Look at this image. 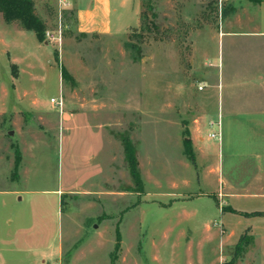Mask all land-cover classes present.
I'll return each instance as SVG.
<instances>
[{
    "label": "rangeland",
    "instance_id": "1",
    "mask_svg": "<svg viewBox=\"0 0 264 264\" xmlns=\"http://www.w3.org/2000/svg\"><path fill=\"white\" fill-rule=\"evenodd\" d=\"M36 2L53 35L44 42L0 13V264H113L118 238L114 264H223L239 241L230 236L247 233L237 264H264V220L223 214L213 195L264 209V199L226 194L232 186L254 192L264 175V116L250 113L253 98L264 97L254 74L264 71V1L113 0L111 35L80 33L75 4ZM60 96L64 110L80 108L83 97L84 109L106 112L77 118L68 140L51 102ZM234 109L243 115L230 118ZM20 117L25 135H11ZM98 121L115 136L116 177H103V164L92 173V162L77 167L68 158V144L73 154L98 146ZM192 124L203 137L195 138V161L181 139ZM218 130L220 140L210 137ZM22 137L19 177L12 144ZM201 190L210 193L192 195Z\"/></svg>",
    "mask_w": 264,
    "mask_h": 264
},
{
    "label": "crops",
    "instance_id": "2",
    "mask_svg": "<svg viewBox=\"0 0 264 264\" xmlns=\"http://www.w3.org/2000/svg\"><path fill=\"white\" fill-rule=\"evenodd\" d=\"M35 4L36 7L38 6L36 0ZM67 1L68 4H75V17H76V25H77V29L80 33L86 35V34H95V35H111L113 34L114 31V26H113V11H114V7H113V0H63V2ZM128 2V1H126ZM263 2V1H262ZM259 2V3H262ZM64 4V3H63ZM135 8V6H134ZM137 15L139 14V10L138 8H135ZM264 72L262 69H260V67H257V69H255L254 74L258 75V77L261 80H264V73L262 74L261 72ZM95 99L93 98V101ZM77 101H79L80 103V108H77L75 110H62L60 111V115H59V119H60V123L62 125V131H64L65 129L68 132V140L71 138V133L74 131H77V127L79 123H77L76 125H71V123H73L77 118H84L87 116H95V115H100L102 114L101 112H106L105 110L101 109L100 106L95 105L94 109L88 110V109H84L85 106L87 105V100L83 97H78ZM92 101V102H93ZM252 110L250 113H253L255 115H258L257 118L259 117H263L264 116V97H256L253 98L252 101ZM84 107V108H83ZM87 107V106H86ZM223 107V106H222ZM83 108V109H82ZM235 110V109H234ZM232 110L228 113V116L230 118L233 117H239L241 115H243V111L242 110ZM238 112H242V113H238ZM219 115H222V112H219ZM20 116V115H18ZM21 119V127L18 128V126H16V128L14 129V131H11L10 134H14V135H25V130L26 127L23 126L25 124V119L20 117ZM65 123H68V125L66 126V128L64 127ZM102 121H98L95 122V124L93 125V128L95 129L96 132V137L98 138V140L100 141L98 146L97 144H92L91 149H88L89 153H85L83 150L82 152L78 153L76 152L75 154L72 153V148L70 149V145L68 144L66 146V149L68 151V158L70 161V163L75 162V165H77V167H80V165H85L87 162H92L93 165V169H92V173H96L101 167L100 164L105 165L104 168V175L103 177H116L115 174V162H116V147L114 144V138L115 136H113L112 133L109 132V130L107 129V127L105 125L102 124ZM187 128L189 129V133H190V139H191V143H192V148L195 147V138L198 140H202L203 137L200 136L201 133V129L202 127H200L198 124H192L190 126H187ZM184 129H182V145L185 149V145H184V134H183ZM84 142V141H83ZM123 144V142H122ZM13 145V144H12ZM25 145V139L22 137L21 141L18 142V146L19 149L21 151L22 154V160L19 166V177L22 176V171L24 169V155H25V150H23V146ZM82 145V144H81ZM72 147V146H71ZM14 148V147H13ZM85 149V148H84ZM123 149H124V145H123ZM103 153V154H102ZM186 154V152H185ZM187 155V154H186ZM124 156H125V151H124ZM188 156V155H187ZM103 161H101V160ZM126 160V157H125ZM191 160V159H190ZM14 162H15V158H14ZM127 163V161H125ZM79 163V165H78ZM100 165V166H99ZM83 170V171H82ZM82 177H88L90 174V172L86 173L87 170L82 169ZM102 170V169H101ZM79 173V172H78ZM101 173V172H100ZM264 174V171L263 173ZM79 175L81 176V174L79 173ZM78 175V176H79ZM79 176V177H80ZM16 177V176H15ZM255 182H257V185L254 187V192H237L233 189V186L229 188L228 191H226V194H231V195H239V196H252L254 198H258L259 200L264 199V175L255 177ZM190 181L185 178L184 179V183L185 185H187ZM85 190H82L81 193H84ZM235 191V192H234ZM105 192H109V191H105ZM209 194L210 192H194L192 195L197 196L200 194ZM222 197H225V192L222 191ZM57 194H59V197H61V200L63 198V190L62 189H58L57 190ZM219 195H217V192H214V197L217 201V205L219 206V210L224 214V213H228V212H232L235 214H241L243 216L249 217V218H253V219H261L264 220V214H260V215H251L250 213L253 212H264V209H253V210H243V209H239L236 207H233L231 204H223V201L221 200L222 197H220V193H218ZM229 206L231 208L234 209L231 210L230 208L227 207L225 208V206ZM236 211V212H235ZM249 213V214H247ZM256 225V224H255ZM255 225H249L247 230H250L251 233L253 231L256 230L257 227H255ZM231 233H229L228 235H230ZM248 234V233H247ZM243 234H240V236L238 238L232 239L233 236H230L229 240H237L240 239V237ZM228 238V236H227ZM222 242L223 244L226 243V237L222 238ZM264 239V238H263ZM228 240V241H229Z\"/></svg>",
    "mask_w": 264,
    "mask_h": 264
},
{
    "label": "trees",
    "instance_id": "3",
    "mask_svg": "<svg viewBox=\"0 0 264 264\" xmlns=\"http://www.w3.org/2000/svg\"><path fill=\"white\" fill-rule=\"evenodd\" d=\"M254 1L262 2L264 0H254ZM46 6L49 7V5ZM0 13L3 15L6 22L8 23L17 22L22 28L27 30H33L40 41L44 42L46 40V32L48 30V25L46 20L38 13L34 0H0ZM62 76L67 78H72L70 73L64 67H62ZM183 134L185 137L184 145H185L186 154L190 159L194 160V156L192 154V143L190 139V133L187 127L184 129ZM122 142L124 145L126 161L128 163L130 173L133 176L132 178L137 182L138 185H140L141 177L138 168L139 163L136 155V150L129 136H124ZM13 147L15 148L14 170L16 173L18 172L22 160V154L18 145L13 144ZM229 208L234 211L233 208L231 207ZM260 214H264V212L251 213V215H260ZM248 244H249L248 234H243L240 237L238 243L235 245L234 255L231 257L229 261H226L223 264H237V259L245 252ZM120 246H121V241L120 238H118L115 251L112 254L113 264L115 263V260L118 257V250L120 249Z\"/></svg>",
    "mask_w": 264,
    "mask_h": 264
},
{
    "label": "built area",
    "instance_id": "4",
    "mask_svg": "<svg viewBox=\"0 0 264 264\" xmlns=\"http://www.w3.org/2000/svg\"><path fill=\"white\" fill-rule=\"evenodd\" d=\"M62 2H63V0H62ZM64 3H66V4H68V2L67 1H65ZM46 37H53V35H52V33H51V31L50 30H47V32H46ZM51 102L53 103V104H55V105H58L59 107H60V111H62L63 110V107H64V99H63V97L62 96H60V97H52L51 98ZM216 123L218 124V125H220V123L219 122H217V121H212V123H211V125H216ZM210 137H212V138H215V139H221V132L218 130V131H213V132H211L210 134Z\"/></svg>",
    "mask_w": 264,
    "mask_h": 264
}]
</instances>
